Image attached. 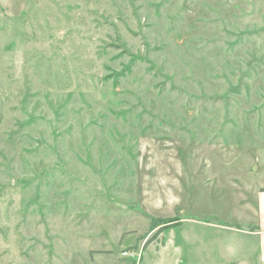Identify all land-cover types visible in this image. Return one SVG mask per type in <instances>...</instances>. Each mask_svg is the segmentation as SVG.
I'll return each mask as SVG.
<instances>
[{
	"label": "rangeland",
	"instance_id": "rangeland-1",
	"mask_svg": "<svg viewBox=\"0 0 264 264\" xmlns=\"http://www.w3.org/2000/svg\"><path fill=\"white\" fill-rule=\"evenodd\" d=\"M263 188L264 0H0V264H264Z\"/></svg>",
	"mask_w": 264,
	"mask_h": 264
},
{
	"label": "crops",
	"instance_id": "crops-1",
	"mask_svg": "<svg viewBox=\"0 0 264 264\" xmlns=\"http://www.w3.org/2000/svg\"><path fill=\"white\" fill-rule=\"evenodd\" d=\"M261 188V187H260ZM257 228L253 233L260 245V259L264 263V188L257 194Z\"/></svg>",
	"mask_w": 264,
	"mask_h": 264
}]
</instances>
